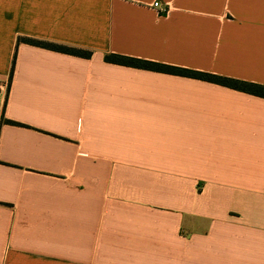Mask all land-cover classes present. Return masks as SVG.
Wrapping results in <instances>:
<instances>
[{"label": "crops", "instance_id": "0c3cea01", "mask_svg": "<svg viewBox=\"0 0 264 264\" xmlns=\"http://www.w3.org/2000/svg\"><path fill=\"white\" fill-rule=\"evenodd\" d=\"M105 54L264 86V0H0V264H264V98Z\"/></svg>", "mask_w": 264, "mask_h": 264}, {"label": "trees", "instance_id": "16d2710c", "mask_svg": "<svg viewBox=\"0 0 264 264\" xmlns=\"http://www.w3.org/2000/svg\"><path fill=\"white\" fill-rule=\"evenodd\" d=\"M17 41L32 45V46H36L39 48H43V49H47V50H51L54 52L71 55V56H75L79 58H84V59H88L91 54L89 51L70 48V47L47 43L43 41L32 40L28 38H20ZM103 60L106 63H110L114 65L132 67V68H138V69H143L147 71H153V72H158V73H163V74H168V75L192 78V79L216 84V85L229 88L232 90H236L239 92H243L246 94H250L253 96H257L260 98H264V86L262 85L243 82V81L226 78L222 76H217V75H212L208 73L196 72V71L183 69V68L156 64L153 62L130 58V57L121 56V55H116V54H105L103 57Z\"/></svg>", "mask_w": 264, "mask_h": 264}, {"label": "built area", "instance_id": "2783aa9c", "mask_svg": "<svg viewBox=\"0 0 264 264\" xmlns=\"http://www.w3.org/2000/svg\"><path fill=\"white\" fill-rule=\"evenodd\" d=\"M158 6H159L158 1H154V2L152 3V7H153V8H158ZM165 12H166L165 10H161V11H160V13H165Z\"/></svg>", "mask_w": 264, "mask_h": 264}]
</instances>
